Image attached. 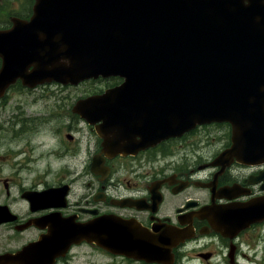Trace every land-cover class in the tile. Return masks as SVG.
I'll return each instance as SVG.
<instances>
[{
	"label": "flooded vegetation",
	"instance_id": "1",
	"mask_svg": "<svg viewBox=\"0 0 264 264\" xmlns=\"http://www.w3.org/2000/svg\"><path fill=\"white\" fill-rule=\"evenodd\" d=\"M35 4L0 0V32L29 21ZM113 79L120 83L95 95L123 82ZM45 85L28 88L19 80L0 98V108L7 112L12 105L19 115L21 104L7 100L10 92ZM48 109L43 122L72 115L85 122L95 143L88 139L80 159L72 130L66 152L56 148L54 132L55 143L42 140L32 147L42 151L29 159L21 135L5 148L0 144V264H264V158L245 162V153H230L232 123L199 125L153 144L145 137V115L125 117L117 128L90 124L73 113L74 105L65 113ZM211 129L219 137L200 136ZM119 145L130 147L117 153ZM39 162L46 167L36 169Z\"/></svg>",
	"mask_w": 264,
	"mask_h": 264
},
{
	"label": "water",
	"instance_id": "2",
	"mask_svg": "<svg viewBox=\"0 0 264 264\" xmlns=\"http://www.w3.org/2000/svg\"><path fill=\"white\" fill-rule=\"evenodd\" d=\"M0 57V98L19 80L36 88L121 77L73 113L123 125L118 116L144 110L156 144L230 122V153L264 158V0H36L31 20L0 32Z\"/></svg>",
	"mask_w": 264,
	"mask_h": 264
},
{
	"label": "rangeland",
	"instance_id": "3",
	"mask_svg": "<svg viewBox=\"0 0 264 264\" xmlns=\"http://www.w3.org/2000/svg\"><path fill=\"white\" fill-rule=\"evenodd\" d=\"M27 14L29 15V12ZM119 80L98 79L81 83L79 86H70L64 88L61 86V84L54 82L51 84H46L45 86H41L32 92H26L23 90L19 91L17 88H14V90L10 92L9 96L7 97V100L9 101L12 99L14 104H21V107L19 106L17 108V112L19 115L25 118L26 121L21 120L20 116L15 114L16 111L12 105L8 107L7 112L5 110L7 107L0 108V144L2 148L6 147L8 144L7 141L9 139H14V137L21 135L18 141L22 138L23 144L20 145L22 147L25 146L24 144H28L29 150L25 146V150H28V153H25L24 156L29 159L32 157V154L35 156L42 151V149H39L36 153L32 151L33 146L35 148L40 147L42 140L47 143H55V141H52V132H54V137L59 140L55 143L56 148L66 152V150L71 149V144L67 142L65 135L72 130L74 135L79 139V144L74 145L73 148H75L77 152L81 150V154L77 156L79 159L83 158L84 154L82 155V153H85L88 139L92 142L95 141L94 134L89 131L84 121L80 120L79 118H74L72 115H70V117H61L59 119L45 122L41 120V117L44 115H49L48 112L50 111L48 107L51 108L53 106H55V110L59 109L65 113L66 111H69V109L72 108L73 105H75V102H77L79 99L98 94L107 87L115 85L118 82L120 83ZM39 95L41 96L42 100L39 98L37 99V96ZM68 97L69 99H67ZM59 110H57L56 113ZM12 113H14V116L7 117V119H5L7 115ZM200 136L202 138H205L206 136H210L212 138L219 137V134L218 132L211 129L202 133ZM216 147H211L210 151H206L205 157L211 156V151ZM85 156L86 158L88 157L87 154ZM78 157L75 165L77 171L79 172L81 170L80 164H82L83 161L79 160ZM33 163L35 164V162ZM39 164L40 165L36 166V169H42L43 166L46 167L44 163L39 162Z\"/></svg>",
	"mask_w": 264,
	"mask_h": 264
},
{
	"label": "bare ground",
	"instance_id": "4",
	"mask_svg": "<svg viewBox=\"0 0 264 264\" xmlns=\"http://www.w3.org/2000/svg\"><path fill=\"white\" fill-rule=\"evenodd\" d=\"M38 99V98H37Z\"/></svg>",
	"mask_w": 264,
	"mask_h": 264
}]
</instances>
